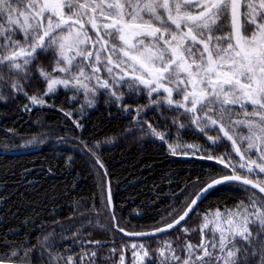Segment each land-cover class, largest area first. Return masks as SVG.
I'll return each instance as SVG.
<instances>
[{
    "label": "snow or ice",
    "instance_id": "snow-or-ice-1",
    "mask_svg": "<svg viewBox=\"0 0 264 264\" xmlns=\"http://www.w3.org/2000/svg\"><path fill=\"white\" fill-rule=\"evenodd\" d=\"M88 25L95 38L89 34ZM224 27L230 31L216 35ZM249 27L251 34L244 35ZM105 52L106 60L102 59ZM48 53L56 57L52 71L42 65L35 69L46 82L44 96L53 93L58 85L94 96L97 88L90 86L94 79L120 102L122 94L118 95L117 91L128 84L132 91H147L149 104L144 108L166 107L179 113L207 136L211 146L225 139L231 142L239 162H233L231 154L216 157L198 145H187L204 151L202 159L216 160L231 168L233 174L211 179L187 204L183 214L154 229V233L180 225L201 197L217 185L238 182L264 193V179L249 178L264 174V0H0V70L6 67L10 74L30 80L31 65L41 54ZM101 65L111 82L98 75ZM87 67H91V73L84 71ZM73 69H79L78 74L72 75ZM4 81L0 71V83ZM10 88L13 92L23 91L19 80H12ZM176 96L181 99H175ZM4 99L0 94V101ZM28 99L33 104L44 103L41 96L32 95ZM247 105L253 108L250 114L253 118L246 114L245 120L233 121L234 108ZM89 106H93L92 100ZM143 110L137 109L138 116ZM143 123L147 124L149 133L165 140L167 133H158L151 123ZM173 126L185 127L177 119H173ZM241 126L248 129V135L238 133ZM217 130L216 136L207 135ZM176 147L180 145H170L173 152ZM253 150L255 159L251 158ZM96 162L103 167L98 157ZM237 169L245 174L241 175ZM108 205H111L110 196ZM215 217L218 223L211 230V239L205 230L209 223L215 222H209L205 214V223L199 229V244L185 241L173 247L171 241H165L157 250L160 264H253V261L264 264V198L253 193L247 204L241 201L234 210L224 213L217 209ZM112 219L115 221L114 215ZM119 231L125 230L119 228ZM182 231L187 234L190 230ZM80 244L99 247L101 242L90 240ZM128 247L125 245L123 250L127 251ZM130 247L134 260L143 261L149 255L144 244ZM115 251L112 249V253ZM43 255L42 252L41 258ZM96 256L95 251L83 252L79 264H89ZM27 258L28 252L23 256L17 251L7 255L8 260ZM62 259L57 257L56 264ZM4 260L5 256H0V264ZM48 264H53L51 258ZM63 264L77 262L68 256ZM120 264H125L123 255Z\"/></svg>",
    "mask_w": 264,
    "mask_h": 264
},
{
    "label": "trees",
    "instance_id": "trees-1",
    "mask_svg": "<svg viewBox=\"0 0 264 264\" xmlns=\"http://www.w3.org/2000/svg\"><path fill=\"white\" fill-rule=\"evenodd\" d=\"M228 31L230 28L224 27L216 35ZM251 31L249 27L244 35H250ZM91 36L95 38L94 34ZM55 59L52 53L41 54L31 65L30 80L10 74L6 67L0 70L5 76L0 83V94L5 97L0 101V150H31L0 154V256H5L4 261L48 264L51 258L56 264V258L62 257L59 264H63L68 256H73L79 264L83 252L95 251L97 256L89 264H120L121 255L125 264H160L157 250L165 241H171L173 247L185 241L193 245L201 242L199 229L205 223V214L213 222L217 209L221 213L234 210L241 201L247 204L253 193L263 198L248 187L223 184L208 192L174 230L143 239L124 237L115 228L113 215L116 227L130 232L163 226L179 216L208 181L233 173L216 160L201 158L205 155L202 150L211 151L216 157L222 154L232 157L231 142L225 139L211 146L207 136L179 113L166 107L144 108L149 104L147 91H132L128 84L117 91L122 94L120 102L110 96V90L101 87L96 96L62 86L44 96L46 82L35 69L42 65L51 72ZM12 80H19L22 92L11 90ZM32 95L43 97L44 103L33 104L28 99ZM89 100L93 101L91 107ZM142 108L139 116H144L158 133H167L164 141L148 129L131 132L133 119L138 117L137 109ZM173 119L185 127L173 126ZM207 135L217 134L211 131ZM175 140L198 145L202 150L191 153L185 148L182 154H177L170 148ZM234 156L231 159L238 161L239 157ZM97 157L103 169L97 164ZM249 178L264 179V174ZM106 180L111 191L112 214L106 202ZM214 222L205 230L208 239ZM184 228L190 231L186 234ZM90 240L101 244L81 246V241ZM132 244L146 245L148 257L140 262L134 260ZM125 245L129 246L127 251L123 250ZM12 251L19 256L28 252L29 258L8 260ZM179 255L184 258L182 252Z\"/></svg>",
    "mask_w": 264,
    "mask_h": 264
},
{
    "label": "rangeland",
    "instance_id": "rangeland-1",
    "mask_svg": "<svg viewBox=\"0 0 264 264\" xmlns=\"http://www.w3.org/2000/svg\"><path fill=\"white\" fill-rule=\"evenodd\" d=\"M145 19H147V17H145ZM88 27V29H89V34L91 35V34H94V37H95V32L94 31H92L91 30V26L90 25H88L87 26ZM90 47H91V45H90ZM226 47V46H225ZM107 55H108V53L107 52H105V53H103L102 54V57L104 58H107ZM78 60H79V58H78ZM55 65L53 64V67H54ZM61 66H63V65H61ZM102 69H103V66H102ZM84 71L86 72V73H91V71H92V69H91V67H87V68H85L84 69ZM78 72H79V69H73V71H72V75H76V74H78ZM54 75H57V76H60V75H62V74H60V73H55ZM98 75L99 76H101V77H103V79H107V80H109L110 82H111V78L108 76V74L103 70V74L102 75H100L99 73H98ZM58 86H62V85H58ZM90 86H95L97 89H99L100 87L97 85V83H96V80H92V81H90ZM63 87V86H62ZM96 94H97V90H96ZM96 94L94 95V96H96ZM164 95H166V94H164ZM175 99H177V100H179V99H181V97L180 96H176L175 97ZM249 108H252V106H250V105H247L246 107H244V108H241V107H239V108H234V110H233V113H232V116H231V118H232V120L233 121H236V120H245V118H246V114H249L248 115V118H250V119H252L253 117H251L250 116V114L253 112V108H252V110L251 109H249ZM133 123H135V125H134V127H133V129L131 130V132H136V130L137 131H139L140 129H144V130H147V124L146 123H143V122H148L147 120H146V118L144 117V116H138V117H134V119H133ZM149 123V122H148ZM198 131V130H197ZM209 132H211V131H209ZM212 133L214 134H217L218 133V130L217 131H212ZM238 133L240 134V135H248L249 133H248V129L246 128V127H244V126H241V127H239L238 128ZM129 134V133H128ZM211 136H213V135H211ZM176 142L175 143H173L172 144V146L173 147H175L176 145H180V147H176V149H175V151L177 152V154H182L181 152H183L184 151V149L186 148V149H189L188 151L189 152H191V153H193L194 151H196L195 149H190V148H187V145H191V144H186L185 142L183 143V141H181V142H179V141H177V140H175ZM208 141V140H207ZM209 143V142H208ZM245 147H246V144L244 145ZM253 152H254V154H255V150H253ZM235 154V153H234ZM234 154H232V157L231 158H236L235 156H234ZM252 159L253 158H256V155H254V156H252L251 157ZM233 162H239V160L237 161V160H232ZM105 196L107 197V190H106V187H105ZM106 202H107V199H106ZM107 206H108V203H107ZM109 208V207H108ZM109 212L112 214V212H113V210L112 211H110V209H109ZM214 221H216V223H218V221L216 220V218H213V222ZM114 222V221H113ZM209 222H211V220L209 221ZM211 223H209V225H210ZM114 225L116 226V224L114 223ZM214 226H216V224L214 225ZM213 228V227H212ZM133 245V244H132ZM141 255H142V253H141ZM138 261V260H137ZM7 262H11V261H7ZM138 262H140V261H138ZM18 263H25V262H18Z\"/></svg>",
    "mask_w": 264,
    "mask_h": 264
},
{
    "label": "water",
    "instance_id": "water-1",
    "mask_svg": "<svg viewBox=\"0 0 264 264\" xmlns=\"http://www.w3.org/2000/svg\"><path fill=\"white\" fill-rule=\"evenodd\" d=\"M29 151H31V150H28V149H26V150H16V151H4V150H0V154H20V153H26V152H29ZM99 165V164H98ZM100 166V165H99ZM102 169H103V167H101ZM233 173H229V174H225V175H232ZM225 175H222V176H225ZM222 176H218V177H216V178H219V177H222ZM215 179V178H214ZM208 182H210V181H208ZM207 182V183H208ZM230 183H235V184H239V185H242V184H240V183H238V182H230ZM223 184H228V183H223ZM223 184H220V185H223ZM220 185H217L216 187H218V186H220ZM205 186V185H204ZM204 186H202L201 188H203ZM243 186V185H242ZM215 187V188H216ZM246 187V186H245ZM249 189H251V190H253V191H255L256 193H258L261 197H263L264 198V193H260L259 192V189H253V188H251V186H247ZM200 188V189H201ZM200 189L196 192V193H198L199 191H200ZM214 189V188H213ZM213 189H211V190H213ZM106 190H107V197H106V199H107V203H108V198H109V196L111 197V191H110V186H109V182H108V180H106ZM210 190V191H211ZM209 191V192H210ZM208 193V192H207ZM207 193H205L202 197H201V199L207 194ZM194 198H196V194L193 196V198L192 199H194ZM191 199V200H192ZM200 199V200H201ZM191 200H190V202L189 203H191ZM199 200V201H200ZM198 201V202H199ZM198 204V203H197ZM108 207H109V209H110V211H112L113 210V204H112V198H111V205L109 206L108 205ZM187 207V206H186ZM186 207H185V209H186ZM196 207V206H195ZM184 209V210H185ZM183 210V211H184ZM183 211H182V213L181 214H183ZM180 214V215H181ZM191 214V213H190ZM189 214V215H190ZM188 215V216H189ZM188 216L186 217V219L188 218ZM179 216H177L175 219H177ZM185 219V220H186ZM184 220V221H185ZM172 222V221H171ZM170 222V223H171ZM183 222V221H182ZM181 222V223H182ZM114 223H115V221H114ZM180 223V224H181ZM179 226V225H178ZM178 226H176V227H178ZM160 227H162V226H160ZM175 227V228H176ZM115 228L117 229V231L119 232V233H121L124 237H126V238H131V239H143V238H150V237H155V236H159V235H161V234H164V233H167V232H170V231H172V230H174L175 228H173V229H171V230H167V231H165V232H161V233H154V229H156V228H154V229H151V230H147V231H141V232H144V233H150V235H146V236H128V235H126L125 233H136V232H130V231H124V232H120L119 231V228H117L116 226H115ZM158 228V227H157ZM152 233H154V234H152ZM4 264H34V263H18V262H7V261H4Z\"/></svg>",
    "mask_w": 264,
    "mask_h": 264
}]
</instances>
